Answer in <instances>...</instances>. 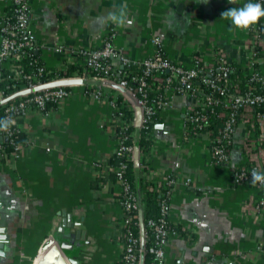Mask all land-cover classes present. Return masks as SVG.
<instances>
[{
    "label": "crops",
    "instance_id": "1",
    "mask_svg": "<svg viewBox=\"0 0 264 264\" xmlns=\"http://www.w3.org/2000/svg\"><path fill=\"white\" fill-rule=\"evenodd\" d=\"M247 2L30 0L28 29L46 66L63 61L53 52L55 45L97 48L111 32V46L131 60L151 56L156 39L164 57L182 67H191L197 58L208 74L222 56L244 75L253 61L264 79V54L248 57L250 43L261 50L264 38L252 43L249 31L221 19L223 11ZM123 3L134 20L131 26L98 22ZM9 5L10 0H0V16ZM71 81L72 93L65 101L47 114L30 110L21 120L28 140L21 155L0 159V227L7 236L0 264H36L46 241L64 240L71 228L82 231L84 238L67 239L72 247L61 249V264H71L67 258L76 264H118L119 189L106 177L114 146L108 101L118 90L104 84L100 98L91 99L82 90L95 80ZM164 90L166 100L156 113L148 149L136 151L141 163L132 169L139 195L156 189L166 177L173 179L167 219L177 234L168 238L164 264H264L259 190L247 182L234 184L231 178L240 166L264 168V104L258 113L242 106L228 160L218 164L210 155L209 132L184 135V113L199 98Z\"/></svg>",
    "mask_w": 264,
    "mask_h": 264
},
{
    "label": "built area",
    "instance_id": "2",
    "mask_svg": "<svg viewBox=\"0 0 264 264\" xmlns=\"http://www.w3.org/2000/svg\"><path fill=\"white\" fill-rule=\"evenodd\" d=\"M30 0H10L11 7L0 16V63L9 68V75L6 78L12 81L23 82V87L15 89L11 93L7 90L14 87V83L0 86V102L9 99L2 109V118L8 117L12 120L9 131H0V158H18L27 144L19 143L15 140L17 133L23 132L21 120L28 111L36 110L39 113L47 114L54 107L65 101L72 93L69 87L71 80L81 81L95 80L96 83H85L82 90L83 95L91 99H99L102 95V87L107 84L113 85L118 90L108 101L110 106V127L113 129L114 146L110 153L117 159L114 165H108V171L113 175V183L119 189L118 204L120 214L117 219L119 227L118 238L120 240V254L118 264H141V257L144 253V242L149 241V251L151 260L149 264H164L165 247L168 238L177 234L175 228L170 226L167 219V208L160 204L159 212L155 217H147L142 221L135 219L136 213L140 212V195L137 189H133L125 175L127 161L137 164L135 156L134 140L139 129L148 130L149 122L153 116L165 103V100L158 98L156 101L149 97L151 85L154 81L162 82L164 88L173 92L181 93L184 87L197 77V70L203 72L204 64L197 58L191 67H182L167 60L162 54V49L156 39L152 42L156 45L154 53L141 60H131L123 52L111 46L110 32L97 48H71L64 44H57L53 47V52L60 54L63 61L71 63L75 68L82 67L80 74L72 73L71 77H66L65 72L59 69L47 70L43 65H36V60L31 59V49H36V43L28 29ZM249 2H259L264 5V0H249ZM251 42L256 43L260 38H264V22L260 21L251 30ZM264 54V47L257 50L253 45H249L248 57L254 58L258 52ZM27 59L28 70L23 69L19 63L21 59ZM116 60L118 66H111L110 61ZM199 63V67L195 65ZM251 61V79L264 84L258 69L254 68ZM139 68V72L129 73L126 67ZM214 69L217 71L213 78L217 81L225 78L233 69L219 56ZM168 73L162 75V73ZM210 72L203 76L201 81L209 87L216 88L220 95H225V100L229 104L228 108L233 109L236 104L243 103L248 107L254 104H264V88L254 94L249 92L244 96H234L230 98L225 94L223 87H216L209 79ZM71 78V79H70ZM149 80V82H148ZM176 80V85L171 83ZM58 82H62L58 84ZM132 83V84H129ZM9 86V87H8ZM120 95V101H117ZM206 104L210 102L205 99ZM131 111L129 119L124 116L122 108ZM189 108L185 111L191 110ZM185 115V114H184ZM233 112L229 113V118L224 121L223 126L218 130L215 140L218 145L213 146L210 151L211 158L218 164H223L228 160V152L225 144L230 142L232 133ZM187 120H193L195 125L191 127L199 129L204 122L205 116L194 112L185 115ZM19 120V123L17 121ZM3 142L10 147V151H3ZM48 148H46L47 150ZM253 169L264 171L249 164L247 167L240 166L232 170L231 178L234 184L251 183V173ZM171 177H166L165 185H171ZM187 179L185 183H187ZM259 190L258 205H264V186L254 185ZM160 185L154 190L158 191ZM153 190V188H150ZM164 195L169 197V191H164ZM134 216V218H133Z\"/></svg>",
    "mask_w": 264,
    "mask_h": 264
},
{
    "label": "trees",
    "instance_id": "3",
    "mask_svg": "<svg viewBox=\"0 0 264 264\" xmlns=\"http://www.w3.org/2000/svg\"><path fill=\"white\" fill-rule=\"evenodd\" d=\"M9 8L11 5L8 6ZM262 22H264V19H261ZM163 54V52H162ZM164 55V54H163ZM31 59L36 60V65H43L45 69L47 70H54L59 69L60 72L64 71L66 77H70L72 73L76 72V74H80L82 70H85L82 67H74L71 63L62 61L60 64L55 66H46L44 64V61L39 55L38 47L36 46V49H31L30 51ZM27 59H21L19 61L20 64H22L24 67V70H28L30 67L26 64ZM111 66L113 67L112 62L110 61ZM255 64V63H254ZM253 64V65H254ZM196 67H199V63L195 65ZM233 70L228 73V75L225 78H221L217 81H214V77L217 74L216 70H210V77L209 79L213 81L216 87H223L225 89V94L227 97L233 98L234 96H244L248 92L250 94L257 93L261 91L264 88V84L260 83L258 81H255L251 79V74H242L237 67L232 66ZM254 68L257 69L256 65H254ZM126 70L129 73L139 72V68H132L126 67ZM168 73H162V75H167ZM197 77L193 79L187 87H184L183 92L187 91L190 93H193L196 95V97L199 98V102L195 104L191 110L187 111V113H184L185 115L193 114L194 112L198 114H202L205 116L204 122L202 123V126L197 129L194 128V131L191 129L192 126L195 125V122L193 120H187L184 115V135L186 137L194 136L195 134L199 133L200 131H207L209 132L210 137V151L213 148V146L218 145V142L215 140V137L218 133V130L223 126V123L225 120L229 118V113L233 112V123H232V130L234 126L239 122V112L244 105L243 103L236 104L233 109L228 108V103L225 100V95H220L216 88L209 87L208 85L204 84L201 81V78L203 76H207V73L202 72L201 70H197ZM9 75L10 77V71L7 66H5L3 63H0V86H3L7 83V85H10L11 83H14V87L8 88V92L11 93L15 89H20L23 87V82H14L11 79L6 78V76ZM149 82V80H148ZM132 84V83H129ZM171 85H176V80H174ZM9 87V86H8ZM162 82L154 81L151 85V91H149V97L156 101L158 98L161 100H166L165 98V90ZM177 93V92H176ZM209 98L210 102L206 104L205 99ZM9 101L8 98L6 100H2L0 102V118H2V109L5 103ZM117 101H120V95H117ZM254 113L261 112L263 109V104H254L253 106ZM122 111L124 113V116L127 117L126 120L129 119V115L131 114L130 110H127L125 107L122 108ZM157 113V112H156ZM156 114L153 116L152 121L149 122L148 130H142L139 129L136 133V138L134 140V146L138 154H142V152L146 151L148 149V145L151 141L150 136V130L152 128L153 122L155 120ZM19 123V120L17 121ZM231 138V135H230ZM15 140L22 144H27L28 140L26 138V135L23 132H19L16 135ZM4 149L3 151L5 153H8L10 151V147L6 142H3ZM225 147L227 149V152H229L230 148V142L228 144H225ZM136 153V152H135ZM137 158V157H136ZM0 159H3L1 157ZM117 162V159H115L113 156L109 158V165H114ZM141 163L137 158V165ZM133 164L132 161H127V169L125 171V175L129 180L130 185L133 189H135L137 186L135 184V179L133 177ZM245 167L248 166L244 165ZM107 178H109L113 182V175L108 172L106 175ZM137 181V180H136ZM138 185L141 186L142 180L139 177ZM170 185H165V183H162L160 185V188L158 191L156 190H150L142 193L139 197L141 205H140V212L136 213L137 216H135V219L137 221H142L143 219L147 217H155L160 208V204L163 201V204L166 206V208L169 205V197L164 195V191H169ZM134 218V216H133ZM170 226H172L170 224ZM173 227V226H172ZM174 228V227H173ZM151 260V252L149 251V241L144 242V253L141 257V264H149Z\"/></svg>",
    "mask_w": 264,
    "mask_h": 264
},
{
    "label": "clouds",
    "instance_id": "4",
    "mask_svg": "<svg viewBox=\"0 0 264 264\" xmlns=\"http://www.w3.org/2000/svg\"><path fill=\"white\" fill-rule=\"evenodd\" d=\"M205 3L208 0H204ZM229 3L232 0H228ZM222 20L230 21V25L240 31H249L257 25L261 19H264V5L259 2H247L240 7H231L229 10L221 13ZM101 25L111 24L117 28H126L134 23L128 10L127 4L123 3L106 17L99 18ZM12 126V120L8 117L0 118V131L7 132ZM251 182L253 185L260 184L264 186V171L253 169L251 173Z\"/></svg>",
    "mask_w": 264,
    "mask_h": 264
},
{
    "label": "water",
    "instance_id": "5",
    "mask_svg": "<svg viewBox=\"0 0 264 264\" xmlns=\"http://www.w3.org/2000/svg\"><path fill=\"white\" fill-rule=\"evenodd\" d=\"M62 82H58V84H61ZM134 165H136V163H134ZM3 228L0 227V256H4L5 253L2 250L3 248V242L4 240L7 239L6 235H3ZM59 230H62L59 227ZM69 232L72 233H65L63 234L62 238H64V240H60L59 242L57 240H52V238H49L46 241V244L43 247V250L41 252V254L38 256L37 262L36 264H48V262L50 260H54L55 264H61L63 261V256L61 254V249H69L72 247V244L70 242H68L70 237H73V239L75 240H79V239H83L84 235L83 232L80 230H74V229H70ZM68 239V240H67ZM76 246H78V242L76 243ZM67 261L70 262L71 264H76L77 262L75 260H73L72 258H67Z\"/></svg>",
    "mask_w": 264,
    "mask_h": 264
}]
</instances>
